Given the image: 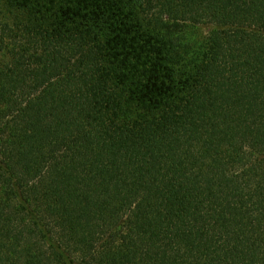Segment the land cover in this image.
I'll return each mask as SVG.
<instances>
[{"label": "trees", "instance_id": "1", "mask_svg": "<svg viewBox=\"0 0 264 264\" xmlns=\"http://www.w3.org/2000/svg\"><path fill=\"white\" fill-rule=\"evenodd\" d=\"M0 264H264V0H0Z\"/></svg>", "mask_w": 264, "mask_h": 264}, {"label": "rangeland", "instance_id": "2", "mask_svg": "<svg viewBox=\"0 0 264 264\" xmlns=\"http://www.w3.org/2000/svg\"><path fill=\"white\" fill-rule=\"evenodd\" d=\"M191 34L190 37H196V38H202L204 37L207 32H208V28L206 27H202V28H198L196 30H190Z\"/></svg>", "mask_w": 264, "mask_h": 264}]
</instances>
